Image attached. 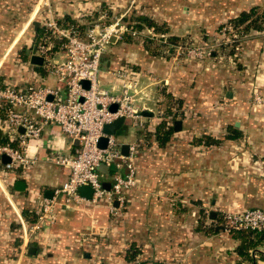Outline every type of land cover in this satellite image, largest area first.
I'll return each mask as SVG.
<instances>
[{"label": "crops", "instance_id": "crops-1", "mask_svg": "<svg viewBox=\"0 0 264 264\" xmlns=\"http://www.w3.org/2000/svg\"><path fill=\"white\" fill-rule=\"evenodd\" d=\"M30 1L0 0L4 87L55 86L45 65H31L27 55L37 47V35L39 43L48 37L47 18L81 23L88 9L114 12L130 3L43 0L30 6ZM144 1L155 24V29H144L153 36L113 38L101 64L103 87L112 94L119 93L120 85L111 73L121 68L137 73L136 105L151 115L142 114L148 124L136 154V187L128 194L123 217L112 221L105 203L67 208L59 199L56 221L31 245L36 252L30 264H132L135 258L141 264H243L238 248L252 242L224 232L223 215L264 210V108L251 103L255 93L264 96V24L245 29L232 21L252 9L257 12L262 0H137L143 9ZM234 32L239 39L231 43ZM181 46L206 48L210 56L186 59L178 54ZM54 48L51 54L64 59ZM21 54L25 60L15 58ZM9 56L13 63H6ZM161 120L172 128L180 121V129L159 138ZM138 135L124 122L115 137L127 145ZM74 145L58 127L49 126L28 143L35 165L6 172L0 156V259L18 258V217L27 222L30 215L36 217L37 203L51 198L67 180L69 170L51 157L71 153ZM101 172L102 181L110 182L109 172ZM18 182L25 186L21 192L14 188ZM79 194L90 199L86 188ZM258 234L248 247L255 258L248 256L264 264V231Z\"/></svg>", "mask_w": 264, "mask_h": 264}, {"label": "built area", "instance_id": "built-area-1", "mask_svg": "<svg viewBox=\"0 0 264 264\" xmlns=\"http://www.w3.org/2000/svg\"><path fill=\"white\" fill-rule=\"evenodd\" d=\"M136 2L130 0L131 5ZM105 17L101 15L87 24L77 22V25L68 26L61 25L55 18H47L44 27L50 36L37 45L36 54L43 57L55 86L0 89V111L4 116L0 118V129L6 139V143L0 146V156L5 155L9 159L3 164L6 172L36 164L35 159L28 156L27 146L31 140L40 139L46 127H58L75 143L71 153H55L51 157L55 164L69 170L67 180L54 190L51 198L37 203L34 222L28 223L18 217L24 250L42 239L44 231L54 224L59 199L67 208L82 204L96 207L105 203L110 215H117L126 205L129 192L136 187V154L148 124L136 105L140 93L138 75L129 68L111 73L120 85L119 93L112 94L103 87L101 64L113 38L130 35L145 39L153 34L150 29L134 30L133 23L123 21V15L110 23L103 22ZM48 38H53L58 45L52 46ZM53 47L57 53L64 54V59L51 54ZM177 51L186 59L196 61L210 56V51L203 47H178ZM82 81L88 83L87 89L82 86ZM251 103L254 107L264 108V96L255 93ZM113 105L116 106L114 112L110 111ZM119 118L140 132L135 141L127 144V155L122 154L123 143L115 135L104 134V127ZM20 129H23V134ZM101 138L107 139L104 149L98 147ZM16 141L18 146H14ZM101 166L106 167L111 177L109 190L103 187ZM85 186L92 191L90 199L79 194V189ZM223 229L226 233H262L264 210L253 208L224 213ZM249 255L255 258L252 251Z\"/></svg>", "mask_w": 264, "mask_h": 264}, {"label": "rangeland", "instance_id": "rangeland-1", "mask_svg": "<svg viewBox=\"0 0 264 264\" xmlns=\"http://www.w3.org/2000/svg\"><path fill=\"white\" fill-rule=\"evenodd\" d=\"M43 3V0H34L33 2L30 1V6L34 5H38V4ZM262 8H260L256 13H257V17L260 18V22H258V25L262 24L264 20H262L261 16L264 10V0H262ZM136 2L135 4L131 5L130 3L127 4V6H125L122 10L118 9L115 10L114 12H110L109 10L102 8L99 9L98 13L96 12H89L91 11V9L86 10V13H89L86 18L84 20L81 21V23L83 24H87L88 22L94 21L96 19H98L101 15H105V19L103 22L105 23H110L111 21H114L116 17H120L123 15V21L124 22H130V23H134L139 17H144V16H140L143 15L142 13H144V15L147 14L146 12V2L144 1V9H143V5L141 2ZM41 11V8L39 9V12ZM148 15V14H147ZM147 15L145 16L147 19H149L147 17ZM143 28V27H142ZM136 31H141V29H134ZM143 30V29H142ZM231 35H235L236 37H231L230 42L234 43L239 39V36L234 32ZM188 46V45H187ZM186 46V47H187ZM184 47V46H181ZM21 56H16L15 58H20ZM13 59L14 56H9L6 59V63H13ZM12 61V62H11ZM15 63V62H14ZM2 80H5V77L3 76V74H0V89H3V84H2ZM123 210L121 209L120 211H118L117 215H109V217L112 219V221H115V219H122L123 217ZM110 214V213H109ZM18 235H19V239H20V246L19 249L17 250V257L16 259H0V264H30V254L28 253V248L27 249H23L22 246V232L19 230V226H18ZM28 247H30V244H28ZM240 261H242L243 264H248L249 261H243L242 258ZM11 260V261H10ZM257 260V259H256ZM132 264H141L140 259L139 258H135L132 262Z\"/></svg>", "mask_w": 264, "mask_h": 264}, {"label": "trees", "instance_id": "trees-1", "mask_svg": "<svg viewBox=\"0 0 264 264\" xmlns=\"http://www.w3.org/2000/svg\"><path fill=\"white\" fill-rule=\"evenodd\" d=\"M256 15H257L256 9H252L248 13H241V15H239V17L236 20L232 21V25L234 27H238L239 25L240 26L245 25V29H248L250 27H253V28L259 27L258 22H260V20H259L260 18H258ZM261 18H262V20H264V10H263ZM60 24L63 25V26L77 25V22H75V21H67V22H61ZM262 24H264V21H263ZM154 26H155V24L151 20H149V19H147L145 17H139L134 22L133 29H141V30L144 29V28L155 29ZM46 35L50 36L49 32H47ZM50 40L56 44V42H55V40L53 38H50ZM39 41H40V37L37 35V38L34 40L33 43L35 45H38ZM57 45L58 44H56L55 47ZM20 58L22 60L26 59L24 54H21ZM40 70L42 71V68H40ZM33 86H36V85H33ZM3 88H6V86L5 87L3 86ZM175 116L176 115H173L172 119H174ZM3 117H4L3 113H2V111H0V118L3 119ZM167 123H168L167 120H161L160 123L157 126V131H156L157 137L163 138L164 140L166 138H169V136L173 132V130H172L173 128L169 127V125ZM4 143H6V139L5 138H4L2 144H4ZM35 219H36L35 216H31L30 215V217L28 219L29 220L28 222L32 223V222L35 221ZM233 234L237 235V236H239L241 238H244L246 241H249V242H252V243H254L252 240L259 238V234L255 233V232H252V231H235V232H233ZM252 243H250V244H252ZM250 244H249V246H251ZM249 246H245L243 248H238V254L242 258L243 261H249L248 264H256L255 260L248 256L249 255V249H248ZM261 258H262L261 260L264 261V256H261Z\"/></svg>", "mask_w": 264, "mask_h": 264}, {"label": "water", "instance_id": "water-1", "mask_svg": "<svg viewBox=\"0 0 264 264\" xmlns=\"http://www.w3.org/2000/svg\"><path fill=\"white\" fill-rule=\"evenodd\" d=\"M36 50H37L36 46H34L31 50L27 51V55L30 57V64L31 65H33L35 67H41V66L44 65V59H43V57H41V56L36 54ZM81 84H82V86L85 89L88 88V83L87 82L82 81ZM115 110H116V106L115 105L110 107V111L114 112ZM142 114L145 115V116H148V115L151 116L146 111H144ZM123 123H124V120L122 118H119L116 121L112 122L111 124L106 125L104 127V134L105 135H113V136L116 135V132L122 127ZM180 125H181L180 121H175L174 124H173V130L174 131H178L180 129ZM20 131L24 132L23 129H20ZM1 138H2V134L0 132V140H1ZM106 142H107L106 138H101L99 140L98 147L101 148V149H104L105 146H106ZM127 149H128L127 145H123L122 146L121 152H122L123 155H127ZM8 162H9L8 157L3 155L2 156V163L5 164V163H8ZM102 169H104L108 173V170L106 169V167L101 166L100 170H102ZM110 185H111L110 182H103V187L106 190H109ZM24 187H25L24 183H22V182H18L14 186L15 190H17L19 192L23 191ZM84 188L88 189L90 191V193L92 194L91 189L89 187H86V186L85 187H81L79 189V192H81V190L84 189ZM90 197H91V195H90ZM115 206H117V203H115ZM35 252H36V249L34 247L28 248V253L29 254L34 255Z\"/></svg>", "mask_w": 264, "mask_h": 264}]
</instances>
